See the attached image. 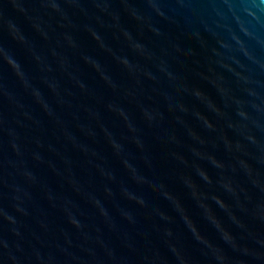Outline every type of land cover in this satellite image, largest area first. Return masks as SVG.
<instances>
[{
	"label": "water",
	"instance_id": "95a60500",
	"mask_svg": "<svg viewBox=\"0 0 264 264\" xmlns=\"http://www.w3.org/2000/svg\"><path fill=\"white\" fill-rule=\"evenodd\" d=\"M155 2L163 17L149 0H0V211L15 221L0 215V239L23 264H219L192 224L232 264H259L225 243L200 202L241 245L259 247L264 0ZM193 149L224 161L239 203ZM189 176L207 196L192 195Z\"/></svg>",
	"mask_w": 264,
	"mask_h": 264
},
{
	"label": "clouds",
	"instance_id": "9594fccd",
	"mask_svg": "<svg viewBox=\"0 0 264 264\" xmlns=\"http://www.w3.org/2000/svg\"><path fill=\"white\" fill-rule=\"evenodd\" d=\"M149 6L156 15H159L162 17L165 15L164 12L161 10V6L159 4H157L155 2V0H149ZM136 18L140 19V16H137ZM12 24L13 23L11 21L7 22L8 30L11 28ZM149 27H150V25H149ZM9 35L12 37L13 40L16 39L14 31H9ZM123 35L125 36V38L127 40H129V42L131 43V46L136 51H138L142 55L146 54L145 50L141 44L132 41V37H131L130 33H128L125 30V31H123ZM2 49H3V55L5 57L9 58L11 53L6 51L4 48H2ZM122 63L125 66H128V64H129L127 59H122ZM192 91H193V95H195L198 99L204 97V95H205L200 89H193ZM174 103L178 104L183 109L184 106L182 104H179V101H174ZM208 106L211 107L212 110L216 114H222V109L218 105H216L213 101L209 100ZM198 116H200V118L203 119L204 124L206 125V127L208 129H214L215 128V125L210 120H208V118L206 116H202L199 113H198ZM201 143H203V141H201ZM224 143H225V145H230V141H228L227 138H224ZM12 147H13V149H16L17 145L15 143H13ZM235 147L237 149H239L240 145L237 144ZM192 151L196 156H198L202 159H207L215 168L221 170L222 174H221L220 179L217 181V183L225 192H227L228 194L235 197L237 199V202L239 203V192L242 189H240L237 185H235L231 179L225 178L223 176V170L226 167L224 161L217 159L214 154H207L205 156L204 154L200 153L199 150H197V149H193ZM38 158L39 157H37V159ZM178 159L181 163L186 162V161H184V158L182 156L178 157ZM240 164L245 168V170L249 173V175H251V169L247 167L245 162L240 161ZM196 172L207 184L211 185L213 183L211 177H209V175L205 169L197 166ZM25 175L30 176V174H28V173H25ZM155 182L161 188L164 187L162 184H160V182L158 180H156ZM184 182L191 188L193 196H195V197L207 196V194L202 192L198 188V186L192 181L190 176L184 177ZM253 185L255 187L259 188L261 191H264V186L260 185L258 182H253ZM164 194L167 198L175 199V197H173L170 192L165 191ZM125 195L129 196V198H134L127 191H125ZM212 199L216 200V202L222 208H225L226 210H228L230 208V206L220 196L213 195ZM137 202L140 204L144 203V201L141 199H137ZM200 203H201V206L205 209L206 213L208 214L209 219L213 222V224L220 231L221 237L225 241L226 244H228L234 251H238L244 256L251 257L253 260L258 261L259 264H264V236H257L254 238L255 243L259 246L258 248H250L247 245H241L238 242L236 236H234L232 232L225 229L221 225L219 220H217L216 217L212 215L211 210L208 208V206L206 204H204L203 201H201ZM176 206H177V208H182V205L180 204V202L178 200L176 201ZM17 210L23 212V209H21L19 207L17 208ZM229 214H230L233 222L236 223L238 227H241V228L246 227L243 224V222L239 218H237L233 213L229 212ZM0 215H3L5 217V219L9 220L10 222H13V223L15 222L12 220L11 216H8L6 213H4L2 211H0ZM254 215L257 217V219L264 221V201H261L256 205L255 210H254ZM184 219L191 224V221L187 215L184 216ZM71 223H73L74 225L79 227V224H77L75 220H72ZM191 227H192V231L197 233L198 239L207 243L208 246L216 252V257H217V260L219 261V264H232V261L227 256H225L222 249L217 248L216 246L212 245L210 242L206 241L204 237L199 236L198 230L196 229L194 224H192ZM14 234L19 235L18 232H15ZM167 235L171 236V231H169L167 233ZM127 247L129 249H132L133 245L128 244ZM0 250H2V251H0V264H3L2 257L4 255L7 256V259L10 262V264H23L22 258L20 256L13 254V252L9 249V244L2 239H0ZM5 250H7V251H5ZM16 251H22V250L19 248V246H17ZM109 254L111 255V253H109ZM36 259L37 260L40 259L39 253H36ZM128 264H134V261L129 259ZM240 264H245V262L241 261Z\"/></svg>",
	"mask_w": 264,
	"mask_h": 264
}]
</instances>
